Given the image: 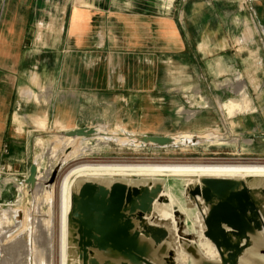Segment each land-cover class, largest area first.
Segmentation results:
<instances>
[{
  "label": "crops",
  "instance_id": "obj_1",
  "mask_svg": "<svg viewBox=\"0 0 264 264\" xmlns=\"http://www.w3.org/2000/svg\"><path fill=\"white\" fill-rule=\"evenodd\" d=\"M261 31L264 0H0V202L29 198L18 179L47 138L184 141L226 123L203 93L264 87Z\"/></svg>",
  "mask_w": 264,
  "mask_h": 264
},
{
  "label": "water",
  "instance_id": "obj_2",
  "mask_svg": "<svg viewBox=\"0 0 264 264\" xmlns=\"http://www.w3.org/2000/svg\"><path fill=\"white\" fill-rule=\"evenodd\" d=\"M64 136L106 135L85 128ZM36 177L33 164L25 181L33 191ZM66 219V264H264V177L75 176Z\"/></svg>",
  "mask_w": 264,
  "mask_h": 264
},
{
  "label": "rangeland",
  "instance_id": "obj_3",
  "mask_svg": "<svg viewBox=\"0 0 264 264\" xmlns=\"http://www.w3.org/2000/svg\"><path fill=\"white\" fill-rule=\"evenodd\" d=\"M259 35L263 38L264 31ZM262 46L264 47V42ZM242 77L248 83L249 77L246 75H239L236 81H242ZM228 78L224 77L223 80ZM259 78L264 82V76L261 75ZM224 85L227 87V81L222 83L221 80L218 87ZM239 87L237 91L228 88L220 89L221 91L205 89L203 110L217 112L226 123L220 121H217L218 124L207 123L205 124L207 131L192 136L191 140L181 141L175 140L176 137H169L173 139V144L169 147L142 146L139 141L129 145H119L114 141L105 144L96 137L97 140L81 138L86 140L84 143L94 147L87 152L80 145L82 143L80 138L77 146H73L75 142L57 140V135L47 138L39 150L41 152L43 149L44 154L38 156L36 163H33L37 166L36 189L33 191L27 185L29 192L21 189L22 195L29 196L28 199L24 198V201L20 199L19 202L17 200L12 204L0 202L4 204L0 205V264H26L25 247H31L34 256L43 250L47 264L62 263L61 190L65 177L78 166L180 165L263 168L264 87L257 92L240 90L244 88L242 85ZM234 105H237L236 108H233ZM196 109L188 108V111ZM240 120L242 122L233 123ZM214 130H219L220 133ZM213 133L216 135L215 138H206L208 134ZM98 142L102 144L98 145ZM4 157L6 156L3 155ZM54 175L55 181L51 184ZM27 176H30L28 170L24 178L18 180L23 184L28 179ZM6 180H9L7 176L0 178L2 182Z\"/></svg>",
  "mask_w": 264,
  "mask_h": 264
},
{
  "label": "bare ground",
  "instance_id": "obj_4",
  "mask_svg": "<svg viewBox=\"0 0 264 264\" xmlns=\"http://www.w3.org/2000/svg\"><path fill=\"white\" fill-rule=\"evenodd\" d=\"M66 138V137H65ZM66 143L75 142L68 137ZM150 165V164H149ZM81 175H165V176H258L264 177L263 168H240L236 167H221V166H94L82 165L74 168L64 179L61 190V257L62 263L71 262L72 256L66 250V230H67V214L69 209V190L70 181L75 176ZM50 219V218H49ZM46 223V222H44ZM48 224V223H47ZM17 251V250H16ZM15 251V252H16ZM26 264H47L44 251H39L36 256L32 253L31 247H25ZM10 260V259H9Z\"/></svg>",
  "mask_w": 264,
  "mask_h": 264
}]
</instances>
